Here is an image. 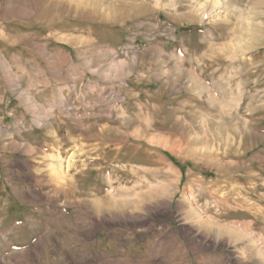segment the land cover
<instances>
[{
    "label": "rangeland",
    "instance_id": "374dc122",
    "mask_svg": "<svg viewBox=\"0 0 264 264\" xmlns=\"http://www.w3.org/2000/svg\"><path fill=\"white\" fill-rule=\"evenodd\" d=\"M0 264H264V0H0Z\"/></svg>",
    "mask_w": 264,
    "mask_h": 264
},
{
    "label": "bare ground",
    "instance_id": "6f19581e",
    "mask_svg": "<svg viewBox=\"0 0 264 264\" xmlns=\"http://www.w3.org/2000/svg\"><path fill=\"white\" fill-rule=\"evenodd\" d=\"M111 52V51H110ZM104 54H105V52H104ZM112 64V63H111ZM116 94V93H115ZM116 96V95H115ZM111 99V98H110ZM63 102H64V100H63ZM25 103V102H24ZM30 105V104H29ZM35 105V104H34ZM37 105V104H36ZM66 105V104H65ZM33 107V106H32ZM51 124V123H50ZM80 150V149H79ZM80 154V153H79ZM55 172V171H54ZM61 172V171H60ZM57 175H58V173H57ZM61 179V178H60ZM109 202V201H108ZM118 203V202H117ZM114 204V206L112 207V208H116V206L118 207V205H116V203H113Z\"/></svg>",
    "mask_w": 264,
    "mask_h": 264
}]
</instances>
